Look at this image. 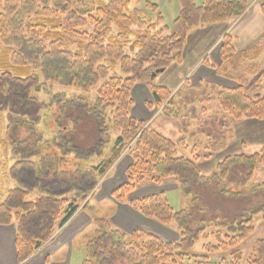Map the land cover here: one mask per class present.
<instances>
[{
    "label": "trees",
    "instance_id": "16d2710c",
    "mask_svg": "<svg viewBox=\"0 0 264 264\" xmlns=\"http://www.w3.org/2000/svg\"><path fill=\"white\" fill-rule=\"evenodd\" d=\"M179 1L181 11L170 28L161 26V14L156 20H149L142 9L132 7L130 0H0V115L7 112V137L11 142L21 143L12 139L14 127L25 125L35 129L52 119L47 103L37 93L52 94L51 98L58 101L63 94L54 92L52 84L88 92L104 80L97 99L70 100L71 110L84 111L94 126L86 146L74 142L67 145L73 152L70 163L74 167L70 171L64 168L56 173L47 165L48 175L41 174L26 159L31 151L16 157L11 168L14 179H18L21 167L31 168L33 173L29 177L43 181L41 177L47 175L44 182L53 188L47 195L29 201L38 181L21 182L23 186L8 189L0 203V225L16 227L18 263L28 260L50 240L57 228L79 210V202L89 201V193L95 190L98 180L125 151L132 152L134 161L126 169L127 181L112 196L126 202V196L142 180L150 178L161 183L173 178L187 200L186 208L174 210L164 192L133 200L131 205L146 217L173 225L180 238L164 240L141 228L126 232L108 219L97 217L81 264H177L188 256L198 240L208 237V230L219 229L211 234L215 243L206 244L213 251L223 244L235 245L254 232L253 218L264 215L263 199L256 207L237 212L233 217L222 214L212 200L217 196L246 198L263 194L264 184L250 187L249 183L256 166L264 165V145L252 154L225 156L215 171L206 175L197 164V148H191L189 155H180V149L188 148L186 145L182 148L183 141H173L130 112L134 102L131 89L137 82L150 85L157 106L172 104L170 89L152 82L153 73L158 71L159 75L163 73L161 70L165 72L182 62L192 29L240 17L249 5L247 0H207L202 6L195 0ZM147 6L155 10L158 7L150 2ZM87 26L91 30H82ZM262 51L253 46L237 52L233 38L226 34L220 50L221 71L231 73L233 69L235 73L236 68L249 61V71L255 72L260 68L256 59ZM106 59L111 64L102 63ZM117 63L121 74L112 72ZM243 85L220 88V106L236 121L264 120V95L252 93ZM113 133L119 134L114 137ZM1 141L4 143V138ZM53 159L58 164L64 158ZM53 173L56 176L50 180ZM254 255L256 263L264 259V238L256 241Z\"/></svg>",
    "mask_w": 264,
    "mask_h": 264
},
{
    "label": "rangeland",
    "instance_id": "374dc122",
    "mask_svg": "<svg viewBox=\"0 0 264 264\" xmlns=\"http://www.w3.org/2000/svg\"><path fill=\"white\" fill-rule=\"evenodd\" d=\"M132 7H137L142 9L149 20H156L159 14L162 15L163 21L161 22V26H168L172 28L174 20L178 17L181 11V4L179 0H130ZM207 0H195L198 6H202L206 3ZM249 2L248 11L258 9L264 15L262 10V6L264 4V0H247ZM156 4L158 7L157 9H153V7L147 6L148 3ZM242 16V15H241ZM240 16V17H241ZM240 17L232 18L230 20H237ZM227 22V21H226ZM91 30L90 26L82 30ZM230 29V27H229ZM229 34L228 32L225 33ZM224 35V36H225ZM230 35V34H229ZM219 38L220 40L213 44L212 49L219 47L221 50V46L223 44V38ZM231 36V35H230ZM233 38V36H231ZM186 46V45H185ZM233 46H234V39H233ZM236 50V48L234 47ZM251 49V48H249ZM247 49V50H249ZM237 51V50H236ZM246 51V50H244ZM241 52V51H237ZM262 55V54H261ZM260 55V56H261ZM184 56V54H183ZM260 56L256 59L258 60ZM184 59V57H183ZM255 61V60H254ZM183 62V60H182ZM181 62V63H182ZM253 62V61H251ZM102 63L111 64L109 59L102 60ZM176 63V64H181ZM207 63V61H206ZM243 63V62H242ZM246 67L244 63L241 64V67L236 68L237 71L230 69L232 72L228 73L227 71H221V65L216 69L219 76L224 78L232 79L233 81L237 82L239 87L241 85L244 86L247 90H252V93L261 92L264 95V67L258 68L253 71H249V64ZM175 65V64H174ZM173 66V65H172ZM170 67L167 70L162 71L163 73L157 75L152 79L155 84L157 85H164L165 83L171 86L174 85L176 90L171 91V103L165 102L163 105H156L153 97V92L148 83L137 82L131 89V96L133 99V105L130 108V112L133 117L137 118L141 117L142 120L146 123V125L150 126V119H156V121L163 122L167 121V123L171 125H175L178 127V130L186 133L187 137L191 140L188 135L192 134V132H197L200 135L199 140H196L194 144L192 143H182V148L186 145L188 148L180 149V155H189L191 148H198L199 146L203 148V143L205 144L206 137L203 135L204 131H210V124L213 128V135L214 140L209 139L208 142L211 145V148L218 149L224 145L226 147L227 140L224 139L223 141L216 142V139L222 137V130L231 128L232 124L230 120L226 117L230 116L226 111L222 109L218 101V91L220 88H227L229 86L219 85L209 83L199 85L196 82V71L193 72H186L180 76L179 75V68L177 67ZM251 70V69H250ZM112 72H116L121 74L119 64L117 63L113 68ZM234 73V74H233ZM178 74V75H177ZM228 74H231L228 75ZM233 74V75H232ZM198 77V76H197ZM247 78V79H246ZM261 78V81L258 80ZM258 80V81H257ZM104 80H101L99 84L94 86L88 92H85L81 89L75 88L73 86L66 87L62 86L59 83L52 84L54 88V92L63 94L62 97L55 101L51 98L52 94H48L45 92L37 93V96L40 100H43L47 103V111H50L52 115V119L48 118V122L44 124L38 125L35 129L31 126L20 125L14 127L12 130V139L16 141H20L21 143L11 142V139L7 137L8 125L9 121L7 118V112H4L0 115V138H4L5 142L1 141L0 143V203L3 201V197L5 196L6 192L10 188L20 187L23 186L21 182H28L33 183L38 181L35 177L29 179V172L33 173L32 169H22L18 171V179H14L13 174L11 172V168L14 166L16 162V157H22L23 152H32L30 155L26 157L27 160L33 162L39 172L42 174L47 172V165L51 166L53 172L60 173L58 171H63L64 168H67L69 171L74 166H72V162L70 163V156H73V152H70V142L75 143L78 146H86L87 141L91 136H93L94 126L92 124L91 119L87 114L78 111L71 110L70 108V100L73 98H82L83 100H93L97 99L99 96V88ZM261 82V84H260ZM142 84V85H140ZM200 86H202L200 88ZM166 87V86H165ZM168 88V87H167ZM235 88V87H229ZM169 89V88H168ZM195 91L194 94H190V98H185V94L188 92ZM196 97V98H195ZM197 97H200L197 99ZM194 99H197L194 101ZM151 101V102H149ZM191 101L192 104H186ZM83 104L82 102H79ZM137 104V105H136ZM154 106V108H152ZM203 108H210L208 112L203 110ZM70 111L71 114L70 115ZM189 111H193L192 113L188 114ZM218 111V114H214V112ZM214 114V115H213ZM187 118V121H183ZM208 119L207 117H211ZM231 117V116H230ZM232 118V117H231ZM144 119V120H143ZM233 119V118H232ZM74 122H71L73 121ZM164 120V121H163ZM235 120V119H233ZM211 121V122H210ZM71 122V123H70ZM210 123V124H209ZM48 124V125H47ZM71 124V125H70ZM71 128V130H70ZM153 128V127H152ZM162 127L160 128V130ZM156 130V129H155ZM245 133H250L252 135L260 136L259 139H264V123H260L259 125H251L246 130ZM119 133H113L112 136H117ZM194 135L193 137H196ZM204 140V141H202ZM35 143V147H31L32 145H28V143ZM182 142V141H178ZM67 143V144H65ZM244 145V144H243ZM261 147L263 144L260 145ZM255 145L254 141L250 143V148L244 147L245 153L252 154L255 151H258L261 147ZM36 148V149H35ZM210 148V149H211ZM204 149V148H203ZM225 148H223L224 150ZM240 144L237 142L234 147H229V150L223 151L218 153L216 150L210 152H201V148H199L198 155L199 159L197 164L200 162L201 164V171L209 175L215 171L217 163L215 159H217V153L219 157L223 159L227 155L232 154H239L240 151ZM248 149V150H247ZM188 150V151H187ZM237 150V151H236ZM72 154V155H71ZM64 158L61 161L65 160V163H61V161L56 164L53 158ZM220 159V160H222ZM219 160V161H220ZM134 161V156L131 151H125L121 157L116 161V163L112 166L109 172L104 175L101 179L98 180V184L95 190L89 193V201L87 202H79V206L84 208L87 214L94 215L97 217H109L108 219L116 228H119L123 231H126L121 225H125L126 221V211L125 206H130L133 210L144 216L140 213L137 209H135L131 205V201L139 199L141 197H145L154 193L164 192L166 194V198L169 201V204L173 207L174 210L179 211L187 207V200L182 195L179 185L173 178L164 179L161 183L153 182L150 178H146L139 182L137 188L129 193L126 196V202H119L112 196V192L122 185L124 182L127 181L126 176V169L127 167ZM66 164V165H65ZM117 164V165H116ZM86 167V166H85ZM125 169V170H124ZM21 174V175H20ZM47 175L45 178H42L43 181H38L34 184L36 186V190H34L28 197L29 201L35 200L36 198L47 195L51 190H53L52 186H47L44 182L47 181ZM55 173L50 175L49 179H54ZM84 181V185L86 184ZM94 182H92L93 184ZM89 184V183H88ZM264 184V165H258L255 168L253 177L249 183V186L261 185ZM260 193H262L260 191ZM70 199H73V196H69ZM264 200V190L261 196H249L246 198H236V197H220L217 196L216 199H213L212 202L214 205L217 204V208L221 210L222 214L230 215L233 217L237 215V212H240L244 209L254 208L260 202ZM121 206L123 204V213L119 214L117 212V207L115 208L114 204ZM248 211V210H246ZM111 217V218H110ZM146 217V216H144ZM148 222L145 225L148 228L139 227L141 229L150 231L159 235L164 240H178L180 238V233L173 225H166L155 218L146 217ZM71 219V218H70ZM253 228L254 232L251 233L248 237L244 238L240 242H237L235 245H228L223 244L220 248L216 250H210L206 247V244L211 242L215 243V239L213 240V236L211 235L212 232H217L219 229H211L207 231L208 237L206 239L201 238L197 241L196 245L193 249H191L188 253V256L184 257L182 262H178L177 264H195L196 261H204L210 264H264V259L256 263L254 261V245L257 240L264 238V215L259 214L253 218ZM66 224V223H65ZM95 224V223H94ZM121 224V225H120ZM14 225V224H10ZM95 229H96V225ZM62 227V226H61ZM60 228V227H59ZM57 228V230L59 229ZM136 229V228H135ZM56 230V231H57ZM133 231V230H132ZM128 232V231H126ZM212 237V238H211ZM82 238V237H81ZM80 238V239H81ZM45 244V243H44ZM43 244V245H44ZM42 245V246H43ZM39 250V249H38ZM37 250V251H38ZM36 251V252H37ZM86 251V250H85ZM35 252V253H36ZM34 253V254H35ZM33 254V255H34ZM194 255L200 256V258L195 257Z\"/></svg>",
    "mask_w": 264,
    "mask_h": 264
},
{
    "label": "crops",
    "instance_id": "0c3cea01",
    "mask_svg": "<svg viewBox=\"0 0 264 264\" xmlns=\"http://www.w3.org/2000/svg\"><path fill=\"white\" fill-rule=\"evenodd\" d=\"M227 32L233 36L234 47L237 51H244L253 46L261 48L263 50L262 55L258 60H256V62L261 67H264V15L261 10L259 11L258 9H255L251 10L250 12L247 10L239 19L235 21L230 20L227 22L216 23L192 29L184 49L183 62L181 64H175L172 66L181 69L178 72L179 75H177L180 76V74H184L185 76L186 72H194L197 69L196 75L198 77H195L197 79L196 82H198L199 85L203 86L204 84L209 85V83H213L229 87H236L238 85L237 82L218 75L216 69L222 64L220 49L219 47L217 48V46L216 48L212 49L213 44L217 43L220 40L219 38H222ZM246 63H244L245 67L248 65ZM248 63L250 62L248 61ZM162 86L168 87L172 92L176 90L174 85L170 86L168 84V81L167 84H162ZM202 86H200V88ZM194 92L195 91L186 93L185 98L189 99L190 94H194ZM193 98L194 97L190 99L193 100ZM198 98L200 97H197V99ZM197 99H194V101ZM186 104L192 103L189 101L183 105ZM192 105L194 106V104ZM152 108H154V106ZM208 109L210 108H203V110L207 112ZM192 112L193 111H189L188 114ZM217 112L218 111L214 112V114H218ZM137 118L142 119L138 116ZM207 118L211 119L212 116ZM226 118L230 120L232 126L229 128V131H227V129L223 130L222 137L218 138L222 139V141L224 139H228L225 149L218 151L211 148L208 140L210 138L214 140V135L213 128L209 123L210 131H204L203 134L207 138L205 144L203 143L202 145L204 149L199 146L197 148L198 150L201 148L200 151L206 153L208 150H211L210 152L216 150L218 153H220L229 150V147H234L238 142L241 149L240 151H236L245 153L244 151L246 150H244V147L250 148V143L252 141H254L255 145H264V139H259L260 136H256L255 134L251 136L250 133H245V130L249 126L259 125L260 123H264V120L244 119L241 121H236L230 116ZM150 120L151 121H147L150 122L151 127L175 142L183 141L186 144H194L196 140L201 139L198 136L200 134L197 132H192V134L188 135L190 138H193L190 140L187 137V134L183 133L181 129L179 131L178 127L175 125H171L164 120L163 124L156 121V119L151 118ZM183 121H187L186 116ZM161 127L162 129L160 130ZM194 135L197 136L193 137ZM218 153L217 159H215L216 163L222 159L221 156L219 157ZM201 164L202 163L200 162L198 163L199 168L201 167ZM28 178L33 179L34 177ZM113 204L115 208L117 207L116 209L117 212L119 211V214L123 213V204L121 206H118L115 203ZM125 207H127L126 211H124L126 214V223L125 225L120 224L122 228L128 232L139 227L148 228V226L145 225V223L148 222L146 217L133 210L129 205ZM83 209L84 208L79 209L66 224H64L55 232L50 240H48L32 257L22 263H18L17 261V252L15 247V225H0V264H81L86 258V244L95 232L94 219L96 218L94 215L87 214Z\"/></svg>",
    "mask_w": 264,
    "mask_h": 264
},
{
    "label": "water",
    "instance_id": "95a60500",
    "mask_svg": "<svg viewBox=\"0 0 264 264\" xmlns=\"http://www.w3.org/2000/svg\"><path fill=\"white\" fill-rule=\"evenodd\" d=\"M161 71H163V70H161ZM157 73H158V71L154 72L152 77L154 78L157 75Z\"/></svg>",
    "mask_w": 264,
    "mask_h": 264
}]
</instances>
